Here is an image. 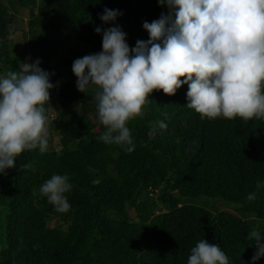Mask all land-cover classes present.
<instances>
[{"label": "trees", "instance_id": "16d2710c", "mask_svg": "<svg viewBox=\"0 0 264 264\" xmlns=\"http://www.w3.org/2000/svg\"><path fill=\"white\" fill-rule=\"evenodd\" d=\"M20 7L28 11L23 49L9 37L24 20ZM105 8L122 14L104 23ZM162 13L169 9L157 0H0V75L39 60L61 108L51 119L46 105L47 150L23 152L0 174V264H187L202 239L229 264H252L249 233L264 238V188L256 189L264 184V120H202L186 106L188 85L173 96L154 90L144 116L127 125L135 145L127 152L99 139L106 129L94 90L76 87L72 64L102 51L104 30L119 27L131 49L149 38L143 23ZM53 174L73 186L64 213L39 194Z\"/></svg>", "mask_w": 264, "mask_h": 264}, {"label": "clouds", "instance_id": "9594fccd", "mask_svg": "<svg viewBox=\"0 0 264 264\" xmlns=\"http://www.w3.org/2000/svg\"><path fill=\"white\" fill-rule=\"evenodd\" d=\"M169 14L144 22L147 41L129 48L119 27L103 31L102 51L74 60L78 91L94 90L98 119L106 131L99 137L132 152L128 123L145 114L154 91L173 96L188 85L186 106L200 118L264 120V0H157ZM117 10L104 9L100 19L114 22ZM97 34L101 28H95ZM40 61L22 63L19 71L0 75V174L16 166L25 151L48 148L46 115L50 74ZM161 129L167 125L158 122ZM67 175L53 174L39 194L57 212H67ZM264 188L257 183L256 189ZM257 192L247 196L256 199ZM256 252L252 264L264 257V238L252 230ZM187 264H229L217 244L202 239L191 249Z\"/></svg>", "mask_w": 264, "mask_h": 264}, {"label": "rangeland", "instance_id": "374dc122", "mask_svg": "<svg viewBox=\"0 0 264 264\" xmlns=\"http://www.w3.org/2000/svg\"><path fill=\"white\" fill-rule=\"evenodd\" d=\"M27 12L28 11L26 8H23V7L19 8L18 14L21 15L24 20L21 22H15L14 27H18L19 29H17V31H15V32H11L9 34V37L11 39H14V42H16L20 46V49H23L22 38H21L22 29L27 28V19H28ZM74 41H77L76 38L74 39ZM64 57H65L64 53L60 54L59 57L53 58L52 63L56 64L58 61H60L61 58H64ZM67 68H68L67 66H62L61 69L66 70ZM49 96H50L49 103L51 105L50 118L53 119V118H55L56 115H58L59 110L61 109L60 108V102H59V99L57 98L55 93L51 92V93H49ZM51 142L53 144H57L58 143L57 136L53 135L51 137ZM226 210L231 211V209H228V207H226ZM52 224H55V221H53Z\"/></svg>", "mask_w": 264, "mask_h": 264}]
</instances>
